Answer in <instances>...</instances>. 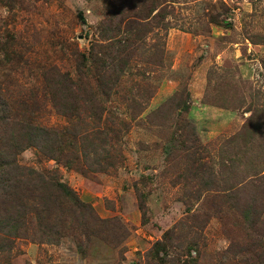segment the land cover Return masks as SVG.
<instances>
[{"label":"rangeland","instance_id":"obj_1","mask_svg":"<svg viewBox=\"0 0 264 264\" xmlns=\"http://www.w3.org/2000/svg\"><path fill=\"white\" fill-rule=\"evenodd\" d=\"M0 94L60 138L17 164L87 206L58 240L29 215L0 264H264V0H0Z\"/></svg>","mask_w":264,"mask_h":264},{"label":"trees","instance_id":"obj_2","mask_svg":"<svg viewBox=\"0 0 264 264\" xmlns=\"http://www.w3.org/2000/svg\"><path fill=\"white\" fill-rule=\"evenodd\" d=\"M155 6L150 11L154 10ZM78 73L80 77L85 75L81 70H78ZM66 79L69 83L61 84L60 81L49 80L46 85L52 92L53 90L59 92L60 88L69 90L71 86L76 87L77 92L79 90L83 92L82 89H84L89 97L88 104L96 108L97 112H101L102 108L97 106V98L92 92L90 94L87 83L83 82L77 86V82H72L67 77ZM55 102L54 100L53 104ZM57 102H60L59 104L66 109L63 111L61 107L64 116L77 118L76 101ZM59 104L56 106H60ZM10 112L9 103L0 94V236L5 239L27 236L23 224L29 215H33L40 236L38 239L42 241L55 238L56 240L63 236L62 229L60 230L61 206L63 207L64 204L70 206L73 213L80 209L87 210V206L78 201L75 193L57 178H47L42 173H36L17 164L16 156L25 145L38 147L42 153L54 158L55 154L60 152V138L50 129L30 123H14ZM16 125L17 128H15ZM84 140H88V137L84 136ZM101 143L106 144V139L103 138ZM91 154L97 155V150L90 151V148H86L83 152L85 158ZM97 161L98 159L95 160V164ZM89 167L91 168L92 165ZM67 199L70 202L64 203L68 201ZM138 207L141 211L146 208L141 196L138 198ZM166 237L167 234L162 237L161 241L154 244V250L157 251L156 257ZM157 259L162 261L159 257ZM162 263L164 262L159 264Z\"/></svg>","mask_w":264,"mask_h":264}]
</instances>
